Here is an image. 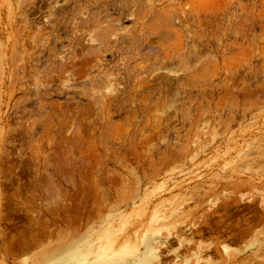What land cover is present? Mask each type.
Masks as SVG:
<instances>
[{
  "label": "rangeland",
  "instance_id": "1",
  "mask_svg": "<svg viewBox=\"0 0 264 264\" xmlns=\"http://www.w3.org/2000/svg\"><path fill=\"white\" fill-rule=\"evenodd\" d=\"M0 264H264V0H0Z\"/></svg>",
  "mask_w": 264,
  "mask_h": 264
}]
</instances>
